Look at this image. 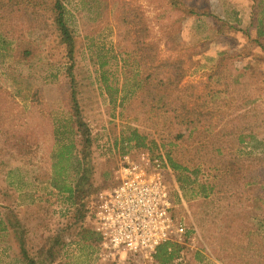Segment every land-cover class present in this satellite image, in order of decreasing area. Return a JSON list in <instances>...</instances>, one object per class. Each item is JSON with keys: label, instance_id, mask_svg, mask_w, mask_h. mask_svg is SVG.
<instances>
[{"label": "rangeland", "instance_id": "1", "mask_svg": "<svg viewBox=\"0 0 264 264\" xmlns=\"http://www.w3.org/2000/svg\"><path fill=\"white\" fill-rule=\"evenodd\" d=\"M24 5L0 9V29L10 25L12 40L31 38L27 58L15 54L21 42L0 51V264H26L20 239L34 259L54 248V264H114L100 257L97 241L80 239L88 221L78 222L67 194L53 186L55 179L61 189L74 187L81 138L52 20L30 32ZM64 5L76 35L77 98L93 141L95 195L116 185L126 153H163L207 185V196L190 201L178 185L174 214L186 236L176 263L264 264V49L256 43L264 0ZM146 55L154 66L179 60L186 77H170L168 90L162 77H140ZM130 129L145 137L144 149L124 141ZM69 151L63 172L58 156Z\"/></svg>", "mask_w": 264, "mask_h": 264}, {"label": "trees", "instance_id": "2", "mask_svg": "<svg viewBox=\"0 0 264 264\" xmlns=\"http://www.w3.org/2000/svg\"><path fill=\"white\" fill-rule=\"evenodd\" d=\"M25 4L23 6V15L22 19L26 20L30 26L29 31L33 32L36 30L35 28H47V21L52 20L51 26L55 28L57 33V38L59 40V45L62 48V54H64V59L66 60V69L65 74L70 79L71 85V110L73 112L74 118V125L76 127V135H79L80 140V161H79V175L77 177L76 183L74 187L70 185H65L59 187V185L53 182V186L60 191L62 194H67L69 200L71 202L70 207H73V210L78 213V222L88 221L89 227L80 234V239H84V241L89 242V246L93 245L94 241L98 242L100 245V238L94 232L93 225H92V217H93V202L96 197L95 191L96 189L93 188L91 183V177L93 175V165L91 163L92 157V146L93 141L90 134L89 127L87 123L84 121L83 116L81 114V108L78 103L77 98V84H76V75H75V68H76V51H77V44H76V35L74 30L70 27L67 17H66V8L64 5V0H0V9L6 7H13L14 4ZM176 3L175 1L173 4ZM26 6V7H25ZM10 7V8H11ZM200 15L203 14L202 11H197ZM49 14V15H48ZM188 15H196V11L191 9L188 11ZM3 15L0 14V17ZM262 23V22H261ZM10 25H5V29H0V51L8 52L12 50V44L16 42L23 43V47H18V51L16 48L15 54H19V56L27 58L31 54V51L27 48L31 45V38L20 37L19 39L15 38L12 40V33L9 32ZM229 28L231 25L228 24ZM40 34V33H38ZM258 37L256 43L259 47L264 49V26L261 25L258 29ZM33 45V43H32ZM13 56V55H12ZM16 56V55H15ZM150 58L148 55L142 56L140 58V63L144 64L145 69L143 70V75L140 74V77H162L160 79L159 84L164 90H168L169 86L174 84L170 77H186V72L180 66L181 63L179 60L177 61H160L156 63L154 66L152 62L149 61ZM222 61L223 59L218 62L219 64L216 65L215 70L217 71V75L220 74L222 70ZM104 64L101 65L103 68ZM155 75V76H153ZM102 77H106L105 74ZM221 77V76H219ZM213 101L219 100L218 94H213L212 96ZM169 105L168 103L164 102L163 107L165 105ZM202 114H199L201 117ZM186 124L190 122L185 121ZM193 122V121H191ZM124 141L129 143H135V147L138 149H144L145 145L143 141H145V137L139 133L136 129H130L129 136L124 139ZM73 148V145H71ZM72 157V152L60 153L58 156L59 164L61 166V171H66V166L62 165L64 163H68ZM170 164L175 172L177 183L179 185V189L182 193V197L186 201H190L191 198L198 194H204L207 196V185L198 181L196 178H192L193 173L189 171V169L182 167L181 165L174 163L170 159ZM65 179V178H64ZM66 180V179H65ZM95 192V193H94ZM182 204V203H181ZM72 208H70L71 210ZM69 210V211H70ZM72 210V211H73ZM12 224V223H11ZM21 234V233H20ZM94 238V239H93ZM21 245V256L22 260L25 261L26 264H54L56 260L55 250L54 248L46 249V251H42L41 257L39 259L31 258L27 251L25 250V241L24 239H20ZM183 247L182 245L178 244H164L158 249V253L156 255V262L158 264H174L177 261L181 262ZM135 264V263H133ZM177 264V263H176Z\"/></svg>", "mask_w": 264, "mask_h": 264}, {"label": "built area", "instance_id": "3", "mask_svg": "<svg viewBox=\"0 0 264 264\" xmlns=\"http://www.w3.org/2000/svg\"><path fill=\"white\" fill-rule=\"evenodd\" d=\"M176 191V175L163 153H126L116 185L93 202L100 257L114 264H152L162 245L183 243L186 228L174 214Z\"/></svg>", "mask_w": 264, "mask_h": 264}]
</instances>
